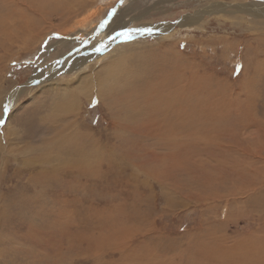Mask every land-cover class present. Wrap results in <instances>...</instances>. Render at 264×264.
<instances>
[{
    "label": "rangeland",
    "instance_id": "obj_1",
    "mask_svg": "<svg viewBox=\"0 0 264 264\" xmlns=\"http://www.w3.org/2000/svg\"><path fill=\"white\" fill-rule=\"evenodd\" d=\"M0 120V264H264V0H0Z\"/></svg>",
    "mask_w": 264,
    "mask_h": 264
},
{
    "label": "bare ground",
    "instance_id": "obj_2",
    "mask_svg": "<svg viewBox=\"0 0 264 264\" xmlns=\"http://www.w3.org/2000/svg\"><path fill=\"white\" fill-rule=\"evenodd\" d=\"M220 4V3H219ZM52 5V4H51ZM56 6H58V5H56ZM55 6V7H56ZM228 6L229 5H226V6H224V5H219V7L222 9V10H220V9H215V10H213L212 12H210L209 14L206 12V11H202V13H200V14H198L197 15V17H199V19H198V22L200 21V20H204L205 19V17L206 16H208V15H211L212 13H215V14H221V13H225V12H228V10H227V8H228ZM233 8H236V9H234V12H228V13H230V14H240V15H245V14H250V15H252V16H254V17H256V18H259V13H258V10L255 8L254 9V7L252 8V6H250V5H248V6H246V5H244V6H236V5H234V7ZM231 9V8H230ZM223 13V14H224ZM242 15V16H243ZM195 16V15H194ZM262 16V15H261ZM189 24H190V22H189ZM191 25H192V23H191ZM165 25H163V23H161V24H157L156 26H155V28H157V29H161V28H163ZM152 28H153V26H151ZM9 32V31H8ZM50 52H51V49H48L47 51H45V54L46 55H48V54H50ZM121 65H123V64H121ZM116 72V71H115ZM113 73L112 74V76H111V81H115L116 80V83L118 84V86L116 87V91H120V90H124V89H127V91L129 92L131 89H132V85L131 84H123V85H119L120 84V81L118 80V78H119V73L120 72H116V73ZM110 91H114V87L113 86H111L110 87ZM110 93V92H109ZM99 96H100V93L98 94ZM15 97V96H14ZM17 98H14V100H16ZM13 100V99H12ZM185 114H187L186 113V111H183ZM190 115H191V113H189ZM167 128V127H166ZM181 128L182 129H185V131L188 129V128H190V126L189 125H186V126H181ZM167 129H164V131H166ZM169 132H174V130L172 129L171 131H169ZM175 133V132H174ZM180 133H182V132H180ZM178 134V133H177ZM80 152V151H79ZM78 152V153H79ZM83 155V154H82ZM85 156V155H84ZM84 156H82V157H80L78 160H77V162H81V160L84 158ZM78 157V156H77ZM93 158V155H89V156H87V157H85L84 158V160H83V163L85 164L84 166H79L81 169H87V170H94V169H96V167L97 166H90V165H92V162H91V159ZM77 159V158H76ZM78 164V163H77Z\"/></svg>",
    "mask_w": 264,
    "mask_h": 264
},
{
    "label": "snow or ice",
    "instance_id": "obj_3",
    "mask_svg": "<svg viewBox=\"0 0 264 264\" xmlns=\"http://www.w3.org/2000/svg\"><path fill=\"white\" fill-rule=\"evenodd\" d=\"M144 31H148V32H151V29H145ZM121 35H125L126 37L130 38V36H128V33H121ZM5 111H7V108H5ZM3 121L0 120V124H2Z\"/></svg>",
    "mask_w": 264,
    "mask_h": 264
}]
</instances>
